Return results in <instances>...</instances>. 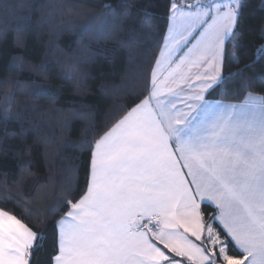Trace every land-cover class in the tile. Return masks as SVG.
I'll list each match as a JSON object with an SVG mask.
<instances>
[{
  "label": "snow or ice",
  "instance_id": "6c2138e0",
  "mask_svg": "<svg viewBox=\"0 0 264 264\" xmlns=\"http://www.w3.org/2000/svg\"><path fill=\"white\" fill-rule=\"evenodd\" d=\"M188 7L195 11L173 0V46L161 53L157 70L166 65L165 81L171 77L179 87L192 68L204 66L195 77L199 90L186 97L193 102L177 109L171 99H160L164 82L157 83L153 71L149 96L96 141L86 192L68 201L57 224L53 264H183L176 257L191 264H264V98L249 93L239 105L204 100L205 91L222 82L224 44L239 37L244 5L209 0ZM201 28L174 62L173 53ZM253 56L264 60V43ZM166 91L180 96L174 88ZM198 198L219 209L212 221L223 225L225 239L201 218ZM44 239L0 209V264H30ZM237 249L242 256L233 255Z\"/></svg>",
  "mask_w": 264,
  "mask_h": 264
},
{
  "label": "trees",
  "instance_id": "16d2710c",
  "mask_svg": "<svg viewBox=\"0 0 264 264\" xmlns=\"http://www.w3.org/2000/svg\"><path fill=\"white\" fill-rule=\"evenodd\" d=\"M172 3L0 0V209L44 233L30 264H53L57 224L86 192L96 141L148 97ZM242 3L240 35L227 41L222 82L207 100L264 98V60L253 56L264 0ZM215 214L201 206L225 239Z\"/></svg>",
  "mask_w": 264,
  "mask_h": 264
},
{
  "label": "crops",
  "instance_id": "0c3cea01",
  "mask_svg": "<svg viewBox=\"0 0 264 264\" xmlns=\"http://www.w3.org/2000/svg\"><path fill=\"white\" fill-rule=\"evenodd\" d=\"M176 3L184 11H190V10L191 11H195V8L194 7L193 8H189L188 6L182 5V4L178 3L177 1H176ZM171 17H172V9L170 10L169 24H168L167 32H166V35H165V38H164V41H163V45L161 47V51H160L159 56L157 58V61L163 59L162 56H161V53L162 52H166V46H168V47H172L173 46V45H171V36H172V33H170V26L173 24V21H172ZM200 31H203V29L201 28L198 31H195L192 36L188 37V41H190V42H182L181 43L180 48L182 50H178L175 53H173V55H172V60L174 62H179L180 57L184 56L188 52V49L191 48L192 47V44H194L196 42L195 41V37H198L199 36ZM227 41L228 40H226L225 41V44H224V52H225V45H226ZM157 61L155 63V66L153 68V71L154 70H157ZM223 62H224V56H223V61H222V64H221V76H222ZM172 66L175 67V63H173ZM165 67H166V65L165 66H162L159 70H157V83L164 82V84L162 86L165 88L164 95L161 96L160 99H165V97H167V99H171L173 101V103L175 104V107L177 109H183L184 106H185V102H189V103L193 102V101H186V97L187 96H190V95H194L195 92L199 90L198 87H196V85H198L200 83V81H197L195 77H196V74L197 73L204 72L205 71V67L204 66H200V67L192 68L191 69V72L189 73L191 79L189 81L185 82V83H181L179 85V87H176V84L174 83V81H173V79L171 77H169L167 79V81H165V77H168V71L165 70ZM189 83H191L193 85L192 88H189V86H188ZM217 84L213 85L211 88H209L207 91H205V93H204V100L205 101L212 102V103L228 104V103H222V102H217V101H210V100H207L206 99V94L213 87H215ZM169 87L174 88V90L176 92L180 93V96L179 97H171L167 93V91H166V89L169 88ZM151 90H152V82H151ZM234 105H239V104H234ZM153 106H155V101H153ZM172 146L175 147V142L174 141H172ZM94 151H95V148H94L93 152ZM92 155H93V153H92ZM90 170H91V167H90ZM89 179H90V175H89ZM188 179L190 180L191 178L188 177ZM197 202L199 203V206H200L199 207L200 215H201V206L202 205H209V206L213 207L216 210L215 216L218 215L219 209L216 207V205L212 201H209L206 198L201 201L198 198L197 199ZM201 218L203 219L202 215H201ZM215 222L221 228V230L224 232L223 225L220 223V221L217 219ZM180 230L183 231L182 228ZM57 231H58V234H59L58 228H57ZM186 235H188L189 239H191L194 243L200 244V241H197L195 239V237H192L190 232L189 233H186ZM228 238L230 239V237H228ZM155 243H157V245L159 247H161L162 250H165L166 253H167V250L166 249H163V245H160L159 242H155ZM168 254L169 255H174L172 253H168ZM176 259L184 260V263L183 264H191V262L187 261L184 257H176Z\"/></svg>",
  "mask_w": 264,
  "mask_h": 264
},
{
  "label": "rangeland",
  "instance_id": "374dc122",
  "mask_svg": "<svg viewBox=\"0 0 264 264\" xmlns=\"http://www.w3.org/2000/svg\"><path fill=\"white\" fill-rule=\"evenodd\" d=\"M175 1L186 6L189 5L195 6L198 2L200 4H205V3L207 4L209 2V0H175Z\"/></svg>",
  "mask_w": 264,
  "mask_h": 264
}]
</instances>
